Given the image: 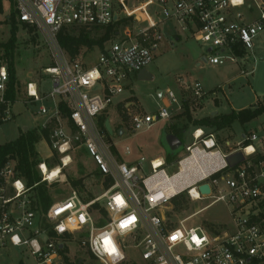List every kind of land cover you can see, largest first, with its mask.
<instances>
[{
    "label": "built area",
    "instance_id": "built-area-1",
    "mask_svg": "<svg viewBox=\"0 0 264 264\" xmlns=\"http://www.w3.org/2000/svg\"><path fill=\"white\" fill-rule=\"evenodd\" d=\"M128 1L0 0V36L9 34L14 22L29 37L40 36L52 59V65L45 68L49 92L43 93L38 83L29 81L22 103L39 104L35 128L47 132L45 142L58 157L60 173L80 148L91 158L97 175L110 182L89 201L72 190L40 218L31 207L29 189L18 176L14 161H8L0 167V250H24L34 264H72L60 253L70 249L63 237L71 236L98 264H137L129 261L128 250L137 254L141 264H263L264 153L258 149L261 142L255 133L245 134L235 146L224 142L222 152L214 133L196 128L192 143L184 146V154L176 162L151 160L145 174L142 159L130 164L121 161L97 119L115 105L121 106L122 119L133 132L149 129L158 120H170L181 110L171 91L165 92V106L155 116L131 112L135 106L131 100L115 102L130 75L148 70L161 46L160 25L167 22L206 52L211 49L204 56L205 64L236 63V51L245 54L258 37L264 38V0H143L137 4L136 15V11L129 12ZM119 14L121 18L133 16L139 26L116 31L118 40L99 51L94 65L88 66L85 58L70 59L59 46L57 38L64 28H106L117 23ZM0 70L2 124L11 120L12 107L18 101L6 99L7 64L1 63ZM190 91L195 101L207 96L199 83ZM172 105L176 109L169 112ZM236 152L242 153L243 160L229 167L226 158ZM174 164L176 171L167 175L164 168ZM42 167L45 164L38 166L41 181L46 182ZM174 179L172 186L170 180ZM203 184L209 186L208 195L199 192ZM183 192L191 202H210L172 223L162 211ZM154 197L159 199L153 201ZM215 204L228 210L231 222L226 229L188 225ZM106 239L112 251L105 249Z\"/></svg>",
    "mask_w": 264,
    "mask_h": 264
},
{
    "label": "rangeland",
    "instance_id": "rangeland-1",
    "mask_svg": "<svg viewBox=\"0 0 264 264\" xmlns=\"http://www.w3.org/2000/svg\"><path fill=\"white\" fill-rule=\"evenodd\" d=\"M141 1L143 0H129V12L136 11L137 4ZM136 13L137 11L134 15ZM132 17L121 18L119 14L116 31L121 33L127 27L139 26L133 22ZM160 30L161 46L153 54L152 63L148 66L152 80L137 81L135 75H130L125 82L123 94L116 98L115 102L131 100L135 103L131 112L136 111L143 116H155L165 106V92L171 91L180 104L181 110L173 114L170 120H158L149 129L136 132H133L127 121L122 119L121 106H109L97 119L101 128L104 119L110 120L114 133L112 135L106 133V140L114 144L121 161L130 164L142 159L145 174L149 173V161L157 158L165 159L167 156L168 151L163 136L171 131V125L185 127L181 139L182 146L171 155V161L176 162L184 154V146L192 143L191 133L196 129L194 121L211 116L214 112L215 115H225L232 111L255 108L261 104L264 97V59H261L264 56L263 37H258L254 42V48L246 51L243 57H238L236 63L226 62L221 66H212L201 62L202 57L208 56L206 48L191 36L180 33L167 22L160 25ZM103 33V30L97 32L96 37H101ZM8 37V32L1 35L0 42L7 41ZM117 40V37H113L103 44V48ZM98 53L97 48L93 49L84 62L88 66L94 65ZM13 65L21 96L17 99L18 103L12 107L11 120L0 124V145L15 140L21 131L34 129L39 123L36 116L39 104L22 103L25 101L26 83L29 81L38 83L43 93L51 89L45 68L52 65V59L47 47L37 34L29 37L26 31L18 29ZM195 83H199L207 93V96L199 101L193 99L190 91ZM160 91L163 93L161 97ZM175 109L176 106L172 105L168 111ZM186 114L191 117L190 121L186 120L184 116ZM117 129L123 130L122 137H118ZM249 132L255 133L257 140L261 142L258 144V149L264 153V113L243 126L235 122L231 128L216 132L214 135L221 147L220 150L224 152V142L229 141L231 146H235ZM36 150L40 164H45L48 170L57 167L58 157L50 150L44 139L38 142ZM38 166L37 171L40 175ZM164 169L167 175H171L176 171V165ZM109 185V181L97 175L91 158L83 150L77 148L73 153L72 163L64 168L55 180L46 181L44 188L54 203L66 199L72 190L77 191L83 201H89L100 195ZM32 194L33 192H29V197ZM185 196V203L178 205L179 200L170 202L162 211L172 223L204 208L210 202L209 200L191 202L186 194ZM38 215L42 218L44 213L40 212ZM230 222L227 208L222 204H215L203 210L189 221L188 225H204L215 230H222L226 229ZM63 241L69 245L70 249H64L60 253L67 255L68 261L72 264L77 261L81 264L83 259L84 264L88 262L91 256L75 245L71 236L63 237ZM126 254L131 263L141 264L135 252L128 250ZM90 261L98 264L93 258ZM20 263L34 264V261L26 251L18 248L8 247L0 250V264Z\"/></svg>",
    "mask_w": 264,
    "mask_h": 264
},
{
    "label": "trees",
    "instance_id": "trees-1",
    "mask_svg": "<svg viewBox=\"0 0 264 264\" xmlns=\"http://www.w3.org/2000/svg\"><path fill=\"white\" fill-rule=\"evenodd\" d=\"M117 23L106 28H82V27H68L61 30L58 35V43L61 49L66 53L70 59L86 58L93 49L97 48L102 51L103 44L114 37L116 32ZM17 25L13 22L9 31L7 41L0 42V64H7V71L9 74V82L7 85L6 99L13 102L21 96V91L18 82L15 78V70L13 59L17 46ZM103 30L104 33L101 37H96V33ZM237 57H243L242 51H236ZM264 113V97L261 104L255 108L242 109L240 111H232L225 115L208 116L193 122L196 128L204 129L206 132L216 133L221 130L229 129L237 122L240 125H245L256 117ZM186 116V120L190 121L191 117ZM103 120L102 127L104 122ZM101 124V123H100ZM171 131L168 134L175 135L181 141L182 134L185 132V127L170 126ZM47 139L46 131H38L36 128L21 131L18 137L10 142L0 145V167L4 166L8 161L12 160L15 163V169L18 176L23 180L29 192H33L30 196L31 207L36 212L45 213L52 204L51 197L47 190L44 188L45 181H41V175L37 171V166L41 163L36 145L39 141ZM172 156L167 154L165 160L167 163L171 161ZM185 194L182 193L174 197L171 202L179 200L178 205L185 203ZM91 200V199H90ZM49 236L53 237L54 233L49 231ZM67 260V258H65ZM86 264H93L88 258ZM84 264L85 260H82ZM21 264V263H20ZM78 264V261L75 263Z\"/></svg>",
    "mask_w": 264,
    "mask_h": 264
},
{
    "label": "water",
    "instance_id": "water-1",
    "mask_svg": "<svg viewBox=\"0 0 264 264\" xmlns=\"http://www.w3.org/2000/svg\"><path fill=\"white\" fill-rule=\"evenodd\" d=\"M211 51V49H208L207 52L209 53ZM261 59H264V56L261 57ZM201 62L205 63L206 60L204 57L201 58ZM136 80L137 81H150L152 80V74L148 71V70H142L139 73H137L136 75ZM215 112L211 114V116H214ZM104 127L105 130L107 131L108 134L112 135L113 131L108 123V121H105L104 123ZM26 130V129H24ZM117 135L118 137H122L123 135V130L119 129L117 131ZM163 140H164V144L167 148L168 154L172 155L176 150H178L179 148H181L182 143L180 141V139L178 137H176L175 135L172 134H164L163 136ZM243 160V155L241 152H236L232 155H229L226 158V163L228 164L229 167H234L235 165H237L238 163H240ZM199 192L201 194L204 195H208L210 190H209V186L207 184H203L199 187ZM80 263V261H79Z\"/></svg>",
    "mask_w": 264,
    "mask_h": 264
},
{
    "label": "bare ground",
    "instance_id": "bare-ground-1",
    "mask_svg": "<svg viewBox=\"0 0 264 264\" xmlns=\"http://www.w3.org/2000/svg\"><path fill=\"white\" fill-rule=\"evenodd\" d=\"M247 153L248 152H250V151H246ZM210 159H212V161H215V162H218V164L219 163H221L220 162V159L218 158H213V157H210ZM42 168H44V171H45V176H46V181L48 180V181H53V180H55L58 176H59V174H60V170L56 167V168H53V169H51V170H47L46 169V167H42ZM53 173H55V175H53ZM101 179H103L102 177H100ZM173 183H176V179H174V180H170V184L173 186L174 184ZM181 187H183V184L180 186V188ZM173 190H175L174 188H173Z\"/></svg>",
    "mask_w": 264,
    "mask_h": 264
},
{
    "label": "clouds",
    "instance_id": "clouds-1",
    "mask_svg": "<svg viewBox=\"0 0 264 264\" xmlns=\"http://www.w3.org/2000/svg\"><path fill=\"white\" fill-rule=\"evenodd\" d=\"M238 2H240V0H238ZM0 71H3V70H0ZM248 151H251V149H248ZM152 199H153V201H155L156 199H159V197H154ZM128 223H131V221L130 220L129 221H125V224H128ZM121 227H123V226L121 225ZM13 239L15 240V238H13ZM104 246H105V249L107 251H112L113 250L111 245H110V243H109V241L107 239L104 241Z\"/></svg>",
    "mask_w": 264,
    "mask_h": 264
},
{
    "label": "snow or ice",
    "instance_id": "snow-or-ice-1",
    "mask_svg": "<svg viewBox=\"0 0 264 264\" xmlns=\"http://www.w3.org/2000/svg\"><path fill=\"white\" fill-rule=\"evenodd\" d=\"M238 2V0H234V3ZM53 175H55V173H53ZM123 227H125V224H122Z\"/></svg>",
    "mask_w": 264,
    "mask_h": 264
},
{
    "label": "crops",
    "instance_id": "crops-1",
    "mask_svg": "<svg viewBox=\"0 0 264 264\" xmlns=\"http://www.w3.org/2000/svg\"><path fill=\"white\" fill-rule=\"evenodd\" d=\"M161 92V91H160ZM157 93H158V91H157ZM162 93V92H161ZM162 95H160V97H161ZM28 195H29V193H28Z\"/></svg>",
    "mask_w": 264,
    "mask_h": 264
}]
</instances>
